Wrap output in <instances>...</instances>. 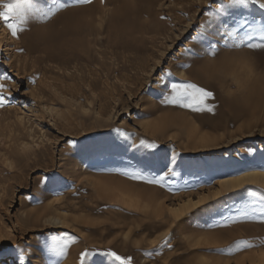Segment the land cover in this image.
I'll use <instances>...</instances> for the list:
<instances>
[{"label":"rangeland","instance_id":"rangeland-1","mask_svg":"<svg viewBox=\"0 0 264 264\" xmlns=\"http://www.w3.org/2000/svg\"><path fill=\"white\" fill-rule=\"evenodd\" d=\"M142 1L61 9L19 38L0 21V83L12 92L11 106L0 109V264H21L14 259L19 249L23 264H79L86 248H111L133 264H264V247L221 251L239 240L264 241V222L219 214L238 217L246 204L259 207L264 180L223 185L227 194L220 202L215 196L221 180L264 175V50L221 43L213 55L198 38L208 32L218 40L215 27L242 33L264 14L248 4L222 20L214 9L202 11L203 0ZM114 18L135 22L133 31ZM76 29L83 30L78 38ZM162 68L213 91L214 112L161 104L152 81ZM165 166L179 175L146 182ZM137 175L145 181L132 179ZM240 184L253 195L233 191ZM202 196L203 204L181 209L179 218L169 212ZM65 232L78 239L60 257L50 244ZM165 232L172 247H154ZM95 264L117 262L97 256Z\"/></svg>","mask_w":264,"mask_h":264},{"label":"snow or ice","instance_id":"snow-or-ice-1","mask_svg":"<svg viewBox=\"0 0 264 264\" xmlns=\"http://www.w3.org/2000/svg\"><path fill=\"white\" fill-rule=\"evenodd\" d=\"M101 2L103 3L104 0H101ZM92 3L93 0H74V3H69L68 0H64V2H61V0H55V6L49 7L47 6L46 0H0V21H3L6 24L10 31V35L13 38H19L20 34L28 30L32 24L49 20L61 9L80 4L90 5ZM203 3L205 8L202 9V11L214 9L215 15L221 17L222 20H226L227 16H230L231 8L236 6H246L248 4L258 6L259 11L264 14V0H203ZM208 23L209 25L215 26L214 21L210 20ZM198 27L205 28L206 26L204 24H200ZM241 27L244 29L242 33L240 32V29L222 31L219 27H215V33L219 36V39L215 41L210 39L208 32L198 33V38L202 44H207L208 48L214 50L212 53L213 55H216L219 52V45L221 43L226 46L231 43L233 49L244 46L250 50H264V15H262L259 20L254 18L250 23L246 22V26ZM211 30L212 28L208 29V31ZM196 38L197 37H194V39ZM156 63L160 64L161 61L157 60ZM184 66L187 67V65ZM155 74L157 79L152 81V83H155L158 88L161 89V104L178 106L184 109H189L193 112H214V106H209L210 102L215 99V93L213 91L192 81L178 79L174 77L171 70L168 69L162 68ZM147 75H153V73L149 72ZM165 76L169 78L167 81L165 80ZM5 78L11 79V77ZM13 83L18 82L13 81ZM17 91H19V87H17ZM11 96V89H9L6 84L0 83V109L11 106ZM116 131L120 132L121 130L116 129ZM130 136L131 134H128L126 138H129ZM140 145L152 149L159 147V145L155 142L147 143L144 140H141ZM178 175L179 173L174 167L165 166L158 176H154L146 182L152 185H161L167 178L176 177ZM132 179L145 181V177L143 175L134 176ZM241 179H243V177ZM220 183L222 190L216 192L215 194L217 202H220V198L227 194L223 190V185L227 183V181L221 180ZM241 188H243L249 196L253 195L252 192L245 188L244 184H240L239 188L234 189L233 191H239ZM206 199V197L202 196L195 203H192L190 200L188 204L181 205L179 209L170 208L169 212L179 218L183 214L181 209L187 208L189 205H191L192 208H195L198 205L203 204ZM225 211H228L226 207ZM256 213H259L258 217L255 216ZM219 214L222 216V219L231 220L232 222H235L237 218L250 217L258 218L264 222V201H261V205L259 207L255 204L244 205L239 210L238 217L224 216L223 213ZM157 219H159V217ZM77 239V237L70 236L67 232L62 235H57L53 238V241L50 244L51 251L57 256L63 257L67 254L69 246L76 243ZM125 239H127V237H125ZM0 240H3V237H0ZM109 243L111 244V241H109ZM151 243L154 247L158 244L161 247H172L170 240L168 239L167 232L164 233L163 241L152 240ZM253 247H264V241H260L259 244H253L248 240H239L236 241L234 245H229L221 251L231 253ZM260 255L264 257V252H261ZM97 256L103 257L105 260L117 262V264H133L132 256L121 255L111 248L106 250H92L86 248L79 254V264H95V258ZM24 259V250L19 249V260L21 261V264H23ZM53 264H59V262L54 261ZM238 264H243V262H238Z\"/></svg>","mask_w":264,"mask_h":264},{"label":"bare ground","instance_id":"bare-ground-1","mask_svg":"<svg viewBox=\"0 0 264 264\" xmlns=\"http://www.w3.org/2000/svg\"><path fill=\"white\" fill-rule=\"evenodd\" d=\"M143 1H144V0H143ZM143 1H142V2H143ZM147 3H148V2H147ZM154 3H155V2H154ZM78 6H79V5H78ZM126 6H129V5H126ZM82 8H83V7H82ZM84 8L86 9V7H84ZM88 8H89V7H88ZM88 8H87V9H88ZM91 8H92V7H91ZM125 8H126V7H125ZM125 8H124V9H125ZM76 9H77V8H76ZM76 9H75V10H76ZM89 10H91V9H89ZM79 11H80V10H79ZM81 11H82V9H81ZM85 11H86L85 13H88V12H89V11L87 12V10H85ZM121 11L124 12L125 10L123 11V9H122ZM128 11H129V10H128ZM128 11H126V12H128ZM133 11H135V10H133ZM133 11H132V12H129V13H132V14H134V15H135V13L138 14V12H134V13H133ZM69 12H71V11H69ZM74 13H76V15H78V14H77V11L74 12ZM83 13H84V12H83ZM85 13H84L83 15H81V16L79 15V16H80V17L78 16L79 18H76L77 16H76L75 18H76V19H80L82 16H86ZM129 13H128V14H129ZM68 14L71 15L72 13H71V14L68 13ZM132 14H131V15L129 14L130 17H132V16L134 17V15H132ZM69 15H67V16H68L69 18H71V16H69ZM125 15L127 16L126 13H125ZM125 15L123 16V17H125V18H123L122 16H121V17H122V19H125V20H126L127 17H126ZM67 16L65 15V17H64L65 20L68 19ZM73 16H75V14H72V18H74ZM89 17H90V15H89ZM91 17L94 18V16H91ZM121 17H119V18H121ZM130 17H129V18H130ZM135 17H136V16H135ZM72 18H71V19H72ZM75 18H74V20H75ZM82 18H83V17H82ZM119 18H117V19H119ZM136 18H137V17H136ZM85 19H86V18H85ZM114 19H116V18H114ZM114 19H113V20H114ZM117 19H116V21L114 20L113 23H114V22L117 23V21H118V22H120V24H122L121 26H124L123 24L127 21V20H126V21L124 22V21L122 20L123 23H121V21H119V20H117ZM87 20H90V19H87ZM91 20H92V19H91ZM131 20H132V19H131ZM131 20L129 19V22H130ZM67 21H69V20H67ZM67 21H66V22H67ZM76 21H77V20H76ZM64 22H65V21H64ZM90 22H91V21H90ZM116 23H114V25H115ZM132 23L135 25V22H131V24H132ZM66 24H68V22H67ZM75 24H76V23H75ZM77 24H78V23H77ZM89 24H90V23H89ZM120 24H118V25H119V28H121V27H120ZM126 24H127V22L125 23V26H124V27H128L127 30H128L129 32H130V30L133 31V28H134L133 25H131V24L129 23L131 26H126ZM129 24H127V25H129ZM141 24H142V23H141ZM141 24H139V25H141ZM68 25H69V24H68ZM118 25H117V26H118ZM139 25H138V26H139ZM73 26H74V25H73ZM136 26H137V25H136ZM66 27H67V26H66ZM114 27H115V26H114ZM124 27H122V29H123ZM130 27H131V29H129ZM132 27H133V28H132ZM139 28H140V27H139ZM54 29H55V28H54ZM65 29H66V28H65ZM69 29H70V28H69ZM122 29H121V31H122ZM71 30H72V28H71ZM116 30H117V28H116ZM118 30H119V29H118ZM47 31H48V30H47ZM67 31H68V30H66V32H67ZM69 31H70V30H69ZM69 31H68L67 33H71V32H69ZM72 31H73V30H72ZM139 31H140V30H139ZM82 32H83L82 29H76V30L74 31V33L77 34V35H76L77 38H78V35H79V34H82ZM124 32H126V31H124ZM124 32L122 31V33H124ZM120 33H121V32H120ZM48 34H49V32H48ZM58 34H59V33H58ZM126 34H127V33H126ZM128 34H129V33H128ZM70 35H71V34H70ZM89 36H90V35H89ZM47 37H48V36H47ZM74 38H75V37H74ZM49 40H50V39H49ZM81 40H82V39H81ZM88 41H89V40H88ZM84 42H85V41H84ZM86 42H87V41H86ZM89 44H90V42H89ZM247 67H248V66H247ZM240 70H241V69H240ZM258 75H259V74H258ZM256 94H257V93H256ZM257 96H258V95H257ZM258 101H259V100H258ZM229 103H230V102H229ZM232 103H233V101H232ZM241 178H242V177L238 178L236 181L228 180L227 183H225L224 185H225V186H230V185L235 184V183H238V182L241 183V182L247 180L248 178H251V179L261 178V179L264 180V175L259 174V173H254V174H251V175L248 174V175H246V176H243V179H241ZM188 202H189V201H188ZM188 202H186V203H188ZM55 220H60V221H61V218H55ZM23 221H24V220L21 219V221L18 223L19 231H20L21 233L26 232L25 225L22 224ZM21 222H22V223H21ZM20 223H21V224H20ZM4 233H5V232H4V229L0 226V237H3ZM4 237H5V236H4ZM5 241H6L5 238H3V240H0V242H2V243H4ZM13 245H16V244L14 243ZM15 248H16V246L14 247V249H15ZM14 255H15V256H14V259H16V261L19 260V254H18L17 251L15 252ZM11 259H12V258H11Z\"/></svg>","mask_w":264,"mask_h":264}]
</instances>
